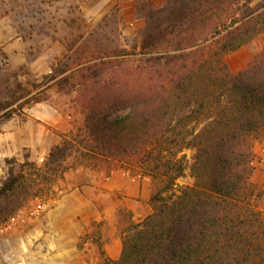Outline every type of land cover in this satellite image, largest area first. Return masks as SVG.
<instances>
[{
    "label": "trees",
    "instance_id": "1",
    "mask_svg": "<svg viewBox=\"0 0 264 264\" xmlns=\"http://www.w3.org/2000/svg\"><path fill=\"white\" fill-rule=\"evenodd\" d=\"M236 2L179 1L148 21L138 53L85 62L58 81L74 96L71 130L42 164L28 154L6 159L0 225L71 170L132 168L155 186L152 212L124 233L119 260L99 248L103 264H264V191L254 182L264 50L238 73L225 62L257 27ZM33 97L0 104V124L38 103ZM186 149L195 150L194 184L175 188Z\"/></svg>",
    "mask_w": 264,
    "mask_h": 264
},
{
    "label": "rangeland",
    "instance_id": "2",
    "mask_svg": "<svg viewBox=\"0 0 264 264\" xmlns=\"http://www.w3.org/2000/svg\"><path fill=\"white\" fill-rule=\"evenodd\" d=\"M179 1L189 0H0V104L22 96H34L33 99L38 103L26 105L13 119L27 122L32 110L39 105L43 106L42 110L48 108L57 111L71 127L67 101L74 96L61 90L58 81L68 77L85 62H100L115 53H138L148 21L155 20L157 16L162 17V12L165 14L169 7L175 8ZM234 10H238V16H242L245 11L254 12L248 23L253 21L252 24L257 26L256 31L264 29V0H237ZM256 31L251 32L255 36L246 43L251 44L245 51L238 50L225 57L232 72L238 73L249 65L248 57L254 56L258 49L254 47V40L264 32L256 35ZM255 144L257 175L254 182L264 191L261 178L264 173V140ZM26 154L38 164H42L48 155L40 157V152L36 155L31 150H24L13 158L23 162ZM194 155L193 149H186L181 154L185 174L177 180L175 188L194 184L190 173ZM3 165L0 180L7 177L6 160ZM126 172L132 177L142 175V179L151 180L148 174H142L137 169L131 168ZM56 183L39 193L41 196L30 199L20 211L36 207L37 200H52L56 194ZM154 189L151 180L150 198ZM150 198L142 205L137 219L123 209L119 211L118 233L122 243L124 233L151 214ZM257 206L264 212V198L257 202ZM110 235L114 236V227L112 230L110 224L104 222L100 227L97 226L96 232L92 231L80 238L78 249L80 252L85 251L86 264H103L99 239L109 238ZM91 241L96 245H86ZM98 258L101 261L91 262Z\"/></svg>",
    "mask_w": 264,
    "mask_h": 264
},
{
    "label": "crops",
    "instance_id": "3",
    "mask_svg": "<svg viewBox=\"0 0 264 264\" xmlns=\"http://www.w3.org/2000/svg\"><path fill=\"white\" fill-rule=\"evenodd\" d=\"M250 44L239 51H245ZM254 44L258 49L247 63L264 49V32L255 38ZM42 109L37 105L27 122L13 119L0 127V172L6 159L18 157L24 150L36 155L40 152L39 156L44 157L70 131V124L57 111ZM254 150L257 154L255 147ZM256 175L257 170L254 178ZM261 178L264 181V173ZM150 192V179L132 177L121 168L110 172L71 170L56 183L52 200H37L36 207L43 208L39 216H30L31 208H26L5 224L7 228L0 225V264H5L4 258L7 264H86L87 255L78 249L79 240L96 232L104 222L112 230L114 227V236L98 238L100 247L107 258L117 261L122 255L118 213L123 209L137 219Z\"/></svg>",
    "mask_w": 264,
    "mask_h": 264
},
{
    "label": "built area",
    "instance_id": "4",
    "mask_svg": "<svg viewBox=\"0 0 264 264\" xmlns=\"http://www.w3.org/2000/svg\"><path fill=\"white\" fill-rule=\"evenodd\" d=\"M140 177V176H139ZM42 210H43V208L41 207H33V208H31L30 209V211H29V215L30 216H39L40 215V213L42 212ZM14 218V217H13ZM12 218V219H13ZM5 224L6 223H4V224H2L3 226H5ZM4 228H7V226H5Z\"/></svg>",
    "mask_w": 264,
    "mask_h": 264
}]
</instances>
